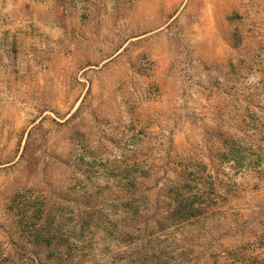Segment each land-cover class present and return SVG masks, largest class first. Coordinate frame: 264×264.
Returning <instances> with one entry per match:
<instances>
[{"label":"rangeland","instance_id":"obj_1","mask_svg":"<svg viewBox=\"0 0 264 264\" xmlns=\"http://www.w3.org/2000/svg\"><path fill=\"white\" fill-rule=\"evenodd\" d=\"M0 264H264V0H0Z\"/></svg>","mask_w":264,"mask_h":264},{"label":"clouds","instance_id":"obj_2","mask_svg":"<svg viewBox=\"0 0 264 264\" xmlns=\"http://www.w3.org/2000/svg\"><path fill=\"white\" fill-rule=\"evenodd\" d=\"M256 78L255 77H250V82H255Z\"/></svg>","mask_w":264,"mask_h":264}]
</instances>
